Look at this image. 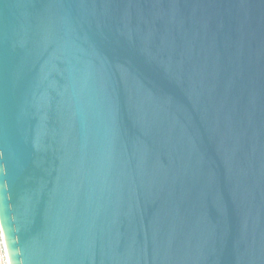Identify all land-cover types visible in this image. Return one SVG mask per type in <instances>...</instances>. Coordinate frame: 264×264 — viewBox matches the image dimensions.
<instances>
[{"label": "water", "instance_id": "1", "mask_svg": "<svg viewBox=\"0 0 264 264\" xmlns=\"http://www.w3.org/2000/svg\"><path fill=\"white\" fill-rule=\"evenodd\" d=\"M10 264H264V0H0Z\"/></svg>", "mask_w": 264, "mask_h": 264}, {"label": "built area", "instance_id": "2", "mask_svg": "<svg viewBox=\"0 0 264 264\" xmlns=\"http://www.w3.org/2000/svg\"><path fill=\"white\" fill-rule=\"evenodd\" d=\"M0 264H10L4 234L0 225Z\"/></svg>", "mask_w": 264, "mask_h": 264}]
</instances>
